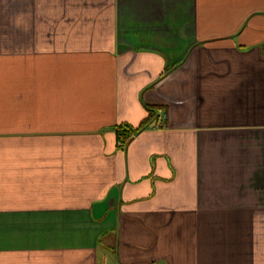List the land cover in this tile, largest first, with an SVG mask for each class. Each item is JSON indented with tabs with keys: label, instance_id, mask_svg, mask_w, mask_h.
<instances>
[{
	"label": "crops",
	"instance_id": "0c3cea01",
	"mask_svg": "<svg viewBox=\"0 0 264 264\" xmlns=\"http://www.w3.org/2000/svg\"><path fill=\"white\" fill-rule=\"evenodd\" d=\"M0 264H264V0H0Z\"/></svg>",
	"mask_w": 264,
	"mask_h": 264
},
{
	"label": "trees",
	"instance_id": "16d2710c",
	"mask_svg": "<svg viewBox=\"0 0 264 264\" xmlns=\"http://www.w3.org/2000/svg\"><path fill=\"white\" fill-rule=\"evenodd\" d=\"M146 108L148 111V117L140 124L138 128H133L129 124H121L114 127L115 133L117 135V140L121 143V147H125V145H127L135 135L147 129L151 125V123L156 120L157 109L155 107Z\"/></svg>",
	"mask_w": 264,
	"mask_h": 264
}]
</instances>
